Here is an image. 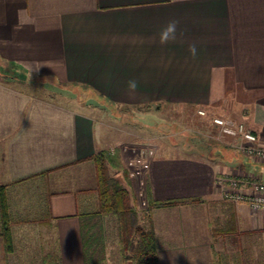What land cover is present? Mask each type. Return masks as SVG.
<instances>
[{
    "label": "crops",
    "instance_id": "0c3cea01",
    "mask_svg": "<svg viewBox=\"0 0 264 264\" xmlns=\"http://www.w3.org/2000/svg\"><path fill=\"white\" fill-rule=\"evenodd\" d=\"M179 20L177 39L159 33ZM195 43L197 55L189 53ZM0 264H130L118 225L99 214L97 121L36 83L114 106L189 107L243 123L264 145V0H0ZM4 71V73H3ZM129 80L138 87L130 92ZM205 158L172 145L146 177L156 264H264V213L221 199L218 178H264L226 137Z\"/></svg>",
    "mask_w": 264,
    "mask_h": 264
},
{
    "label": "rangeland",
    "instance_id": "374dc122",
    "mask_svg": "<svg viewBox=\"0 0 264 264\" xmlns=\"http://www.w3.org/2000/svg\"><path fill=\"white\" fill-rule=\"evenodd\" d=\"M1 70L3 69L0 68V72ZM35 87L40 95L68 101L84 108L95 117L102 138L101 148L97 152L110 154V162L105 163L107 174L126 191L130 207L138 213L139 223L154 208L182 205H152L146 185L140 187V179L131 176L132 168L127 163L142 148L150 147L155 152L175 145L184 147V152L187 151L193 156L205 158L210 152H216L220 146L226 148V137L210 124L211 118L200 116L189 107L114 106L101 103L97 98L86 96L83 91L73 87L64 90L52 83H36ZM94 172L96 177L95 163ZM221 199L224 200L222 197Z\"/></svg>",
    "mask_w": 264,
    "mask_h": 264
},
{
    "label": "trees",
    "instance_id": "16d2710c",
    "mask_svg": "<svg viewBox=\"0 0 264 264\" xmlns=\"http://www.w3.org/2000/svg\"><path fill=\"white\" fill-rule=\"evenodd\" d=\"M108 152H96L93 161L96 166L99 214L113 216L118 225L119 245L122 258L131 264H156V239L150 229L139 223L138 213L128 203L127 193L116 180L107 174L106 162H110ZM147 189V188H146ZM148 195V190H147ZM149 199V198H148ZM200 199H179L165 202H151L154 206H173L197 202ZM9 214L4 187H0V223L6 251L12 249V239L9 230Z\"/></svg>",
    "mask_w": 264,
    "mask_h": 264
},
{
    "label": "built area",
    "instance_id": "2783aa9c",
    "mask_svg": "<svg viewBox=\"0 0 264 264\" xmlns=\"http://www.w3.org/2000/svg\"><path fill=\"white\" fill-rule=\"evenodd\" d=\"M197 113L200 116L205 115V111L201 109ZM210 124L221 135L236 140L240 153L254 161L264 163V145L259 143L258 137L243 123L228 117L213 116L210 119ZM153 156L152 148H142L127 163L132 168L131 176L140 179V187L146 185L145 180ZM217 183L221 188V197L225 201L244 202L252 211L264 213V178L248 176L240 179L236 176H224L218 178Z\"/></svg>",
    "mask_w": 264,
    "mask_h": 264
},
{
    "label": "clouds",
    "instance_id": "9594fccd",
    "mask_svg": "<svg viewBox=\"0 0 264 264\" xmlns=\"http://www.w3.org/2000/svg\"><path fill=\"white\" fill-rule=\"evenodd\" d=\"M179 26V20L171 19L168 21L166 26L159 33V41L161 44H166L170 41H174L177 39V30ZM189 53L195 57L197 55V46L195 43L189 45ZM127 87L130 92H135L138 87V83L135 80H129L127 82Z\"/></svg>",
    "mask_w": 264,
    "mask_h": 264
}]
</instances>
